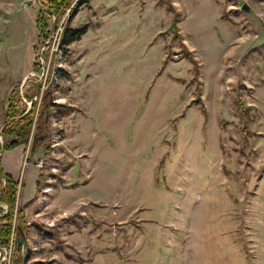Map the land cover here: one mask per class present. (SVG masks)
<instances>
[{"label":"rangeland","instance_id":"374dc122","mask_svg":"<svg viewBox=\"0 0 264 264\" xmlns=\"http://www.w3.org/2000/svg\"><path fill=\"white\" fill-rule=\"evenodd\" d=\"M49 4L0 0V143L33 114L0 150L26 221L0 264H264V0Z\"/></svg>","mask_w":264,"mask_h":264},{"label":"trees","instance_id":"16d2710c","mask_svg":"<svg viewBox=\"0 0 264 264\" xmlns=\"http://www.w3.org/2000/svg\"><path fill=\"white\" fill-rule=\"evenodd\" d=\"M75 0H50L49 7L47 8L49 14L54 17V23L58 24L65 12V9L70 5L71 2ZM77 4H86L89 0H76ZM39 10L36 18V25L39 28L38 30L40 33L47 29V22L43 17V7L44 4L39 2ZM76 7H72L69 10V14L67 18H65L64 28L61 35V44L67 45L72 43L73 41L77 40L82 33H84V27H71L70 22L72 17L75 14ZM179 19V13L177 11H173V18H172V25L174 27V31H178V26L176 25V21ZM181 38L180 34H177V37ZM178 37V38H179ZM189 52V51H188ZM190 54V52H189ZM190 61L192 62L194 69H193V80L196 81L198 89H200V82L198 77L199 69L197 61L190 56ZM48 105L49 102H45ZM55 105V104H54ZM64 107V106H62ZM56 108L59 109V106L56 105ZM44 107L41 108V115L37 118L36 124L42 123V111ZM49 114H54L56 117L63 113V111L55 110L49 108ZM16 115L15 113V106H13V102L8 104V107L4 109V122L12 119ZM33 120V114L30 112L26 115H22L18 118L17 121H11L3 130H2V138L4 139L3 143H0V150L3 146L4 149L10 150L18 145L22 144L26 138L30 134V127ZM11 136V140H5L6 137ZM36 137V136H35ZM36 138L32 140L31 144V152H34L36 147L39 143L36 144ZM50 146H46V153L49 151ZM38 183L35 185L37 186ZM19 182L10 174L6 173L0 163V247L2 248H9L12 236V244L16 245V238L22 237V241L25 240L24 238V225L25 221V212L23 207L16 206V199L18 196L17 189H18ZM4 206V207H3ZM15 251L20 250L21 248L17 249L14 247ZM22 258L19 256V259ZM22 264V262L17 263Z\"/></svg>","mask_w":264,"mask_h":264},{"label":"built area","instance_id":"2783aa9c","mask_svg":"<svg viewBox=\"0 0 264 264\" xmlns=\"http://www.w3.org/2000/svg\"><path fill=\"white\" fill-rule=\"evenodd\" d=\"M61 29H62V28H61L60 25L56 26V27L53 29L52 40H53V42H56L57 44H58V42H59V37H60V34H61ZM45 49H46V52H47V48L45 47V44H44V45L42 46V52H43V50H45ZM53 49L56 50V47L51 49V53H52ZM48 53H50V49H49V47H48ZM46 55H47V54H46Z\"/></svg>","mask_w":264,"mask_h":264},{"label":"water","instance_id":"95a60500","mask_svg":"<svg viewBox=\"0 0 264 264\" xmlns=\"http://www.w3.org/2000/svg\"><path fill=\"white\" fill-rule=\"evenodd\" d=\"M242 9H243V10H247V9H248L247 4H243V5H242ZM46 114H47V111H46ZM42 137H43V136H41V137H39V138L41 139ZM2 150H4V149H3V146L1 147V151H2ZM16 246H17V247H20V248H21V251H22L23 254H24L25 249H26V242H25V240L22 241V237H21V236L16 238Z\"/></svg>","mask_w":264,"mask_h":264}]
</instances>
